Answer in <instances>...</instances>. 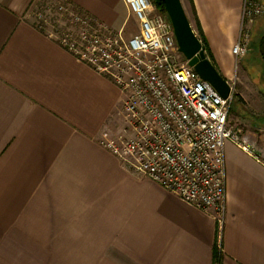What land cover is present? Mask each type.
<instances>
[{"label":"crops","instance_id":"1","mask_svg":"<svg viewBox=\"0 0 264 264\" xmlns=\"http://www.w3.org/2000/svg\"><path fill=\"white\" fill-rule=\"evenodd\" d=\"M43 1L0 0V264H264V125L236 115L253 153L226 142L220 224L102 144L124 127V93L35 26ZM68 1L112 30L134 20L127 32L138 31L123 0ZM193 2L231 82L244 0ZM182 3L195 23L191 0ZM253 107L264 112V101Z\"/></svg>","mask_w":264,"mask_h":264},{"label":"built area","instance_id":"2","mask_svg":"<svg viewBox=\"0 0 264 264\" xmlns=\"http://www.w3.org/2000/svg\"><path fill=\"white\" fill-rule=\"evenodd\" d=\"M123 1L139 21L129 38L68 0L37 12L35 6L31 15L39 30L109 76L124 93V127L102 144L131 172L188 204L213 210L222 224L226 142L253 153L241 130L229 125L234 87L223 98L201 78L180 52L170 18L153 0ZM263 16V0H244L240 35L232 49L237 61L248 53L253 25Z\"/></svg>","mask_w":264,"mask_h":264},{"label":"rangeland","instance_id":"3","mask_svg":"<svg viewBox=\"0 0 264 264\" xmlns=\"http://www.w3.org/2000/svg\"><path fill=\"white\" fill-rule=\"evenodd\" d=\"M57 1L59 0H44L39 5H37L34 11L35 12L39 11L43 5L52 6V4H55ZM187 11L189 13V16L191 17L193 29H195L194 19L188 6H187ZM61 28H67V27L63 25L61 26ZM134 29H136V25L134 20H131L129 21L127 30L125 29V32L123 31L124 36L126 38H129L131 34L134 32H127V31ZM263 33H264V16L257 20V23L252 29V38H251V45L249 51L243 58L237 61L239 67V70L237 72L238 74H236L233 80L229 82L234 87V99L229 114L230 116L229 125L237 130H241V129L245 130V126L243 124H245L246 122L247 124H249V122L250 124H253L254 122L256 125L259 126L264 125L263 110H257V108L253 107L255 103L257 104L262 100L264 101V61L259 52V41ZM244 90L247 98L251 101L249 110H246L244 108L245 102L240 96V93ZM231 115H233V118L231 117ZM236 115H240L241 117H243L244 115L243 119L241 120V123L243 124L236 122L237 120ZM258 134L259 135L257 138L260 141L262 140L264 141V137H263L264 134L263 133L262 134L258 133Z\"/></svg>","mask_w":264,"mask_h":264},{"label":"water","instance_id":"4","mask_svg":"<svg viewBox=\"0 0 264 264\" xmlns=\"http://www.w3.org/2000/svg\"><path fill=\"white\" fill-rule=\"evenodd\" d=\"M163 2L173 24L180 52L202 79L209 82L223 98H228L232 86L207 57L203 43L193 29L182 0H163Z\"/></svg>","mask_w":264,"mask_h":264},{"label":"trees","instance_id":"5","mask_svg":"<svg viewBox=\"0 0 264 264\" xmlns=\"http://www.w3.org/2000/svg\"><path fill=\"white\" fill-rule=\"evenodd\" d=\"M154 3L157 5V7L162 11L164 12L165 14L166 13V10H165V5H164V2L163 0H153ZM191 6H192V10L194 12V15H195V25H196V28H197V31L199 33V35L201 36V39L203 41V46H204V49H205V52H206V55L207 57L211 60V62L213 61V56L211 54V51L210 49L206 46V42H205V39L203 37V31H202V27H201V24L197 18V15H196V11H195V6H194V2L193 0H191ZM168 16V15H167ZM259 52H260V55L264 61V33L263 35L260 37V41H259ZM213 65L215 66L214 64V61L212 62Z\"/></svg>","mask_w":264,"mask_h":264}]
</instances>
